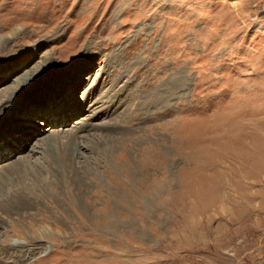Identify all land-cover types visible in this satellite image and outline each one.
<instances>
[{
    "label": "rangeland",
    "instance_id": "374dc122",
    "mask_svg": "<svg viewBox=\"0 0 264 264\" xmlns=\"http://www.w3.org/2000/svg\"><path fill=\"white\" fill-rule=\"evenodd\" d=\"M0 26V198L28 162L50 186L0 205V264H264V0H0Z\"/></svg>",
    "mask_w": 264,
    "mask_h": 264
},
{
    "label": "bare ground",
    "instance_id": "6f19581e",
    "mask_svg": "<svg viewBox=\"0 0 264 264\" xmlns=\"http://www.w3.org/2000/svg\"><path fill=\"white\" fill-rule=\"evenodd\" d=\"M8 24V23H7ZM11 24V22H10ZM1 27V26H0ZM3 28L6 27V23L2 25ZM1 28V29H3ZM12 28V27H11ZM13 38V36H12ZM13 41V40H12ZM4 44L9 42L7 39L3 41ZM72 140L76 139V136L71 137ZM46 161V160H45ZM43 166V165H42ZM42 166L37 165L36 163H25L24 166L17 167L16 173L18 174L17 186L12 192H7L5 198H0V205L7 206V210L17 211L18 209L26 208L32 205V198L34 196V188H46L50 187L49 185L44 184L40 178L42 175ZM45 170L47 172L52 171L51 164L46 166ZM60 176L63 180V175L60 172ZM56 181V179L52 180ZM36 192V191H35Z\"/></svg>",
    "mask_w": 264,
    "mask_h": 264
}]
</instances>
